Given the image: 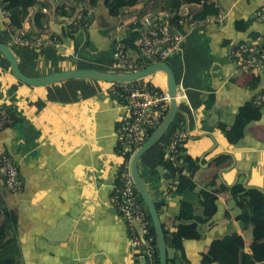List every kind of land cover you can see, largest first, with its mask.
<instances>
[{
    "label": "crops",
    "instance_id": "obj_1",
    "mask_svg": "<svg viewBox=\"0 0 264 264\" xmlns=\"http://www.w3.org/2000/svg\"><path fill=\"white\" fill-rule=\"evenodd\" d=\"M41 1L54 11L60 5L68 11L78 5L75 0ZM172 1L177 0H140L118 18L88 7L94 19L77 33L76 39L62 34L70 20L56 11L50 16L45 8L47 34L33 33L27 20L23 30L31 45H15L12 35L16 32H7L4 27L0 29V42L13 49L21 71L29 77L80 69L114 72L108 58L115 54L113 42L121 40L118 33L111 37V30L132 25L134 22H130L141 13L178 12L180 9L171 12ZM214 1L221 14L190 29L182 54L168 63L179 93L180 111L174 124L186 129L188 138L183 148L198 160L200 169L194 178L198 190H209L216 181L229 188L241 184L264 192V110L263 118L250 123L236 145L230 144L218 127L221 123L232 127L240 108L264 92V67L247 72L233 56L238 45L247 42L252 34H264V19L259 16L264 12V0ZM40 8L37 6L31 14ZM181 9L194 11L200 6ZM253 19L256 20L249 29L237 28V22ZM2 21L8 26L6 19ZM147 78L145 82L168 90L165 74L157 72ZM212 95L215 103L208 109L207 101ZM5 106L22 118L0 132V157H12L23 181L22 190L15 193L0 179V206L15 217L12 230L19 262L146 264L134 256L130 230L112 204L124 163L118 154L117 129L126 113L112 84L72 79L31 87L15 78L0 53V107ZM170 137L168 132L138 163L169 234L176 230L171 221L182 215V197L176 193L175 180L160 166ZM218 198L219 212L199 227L201 238L184 242L190 264H202L204 260L217 264L208 255L210 245L234 232L243 254L251 252L252 228H244L237 220L241 211L228 192L220 193ZM197 212L202 213V208L197 207ZM167 241L169 259H173L171 239Z\"/></svg>",
    "mask_w": 264,
    "mask_h": 264
},
{
    "label": "trees",
    "instance_id": "obj_2",
    "mask_svg": "<svg viewBox=\"0 0 264 264\" xmlns=\"http://www.w3.org/2000/svg\"><path fill=\"white\" fill-rule=\"evenodd\" d=\"M77 6H73L70 11L66 10L65 5L57 6L56 12L66 20H70L67 29H64L63 35L67 39H76L77 33L85 28L87 24L92 23L94 15L89 14L88 7L105 10L111 18H118L126 9L136 6L140 0H75ZM87 4V7L85 6ZM37 6L39 10L31 14V11ZM182 6H200V10H190L196 20L204 21L209 17H218L222 10L214 0H177L172 1L170 5L171 12L181 9ZM47 8L52 16L55 13L53 7H48L41 0H2L0 9L9 15V24L5 26L0 16V29L6 28L7 32L13 34L17 30H22L24 23L29 20L31 30L36 34H47L46 15L43 9ZM50 10H52L50 12ZM264 15V12H262ZM90 17V18H89ZM254 20L237 22V28L240 30L249 29ZM139 24L130 25L125 45L131 46L135 50L134 41L138 37L135 32ZM10 32V33H12ZM55 35V34H54ZM53 35V37H54ZM262 34L256 32L251 35L247 43L257 40ZM254 86V85H253ZM215 103V96L212 95L207 101V108L211 109ZM14 123L20 122L21 117L10 107H2ZM263 107H258L254 100L243 105L232 127L226 124H218L219 129L225 133L230 144H238L245 136L247 126L263 118ZM13 123V124H14ZM12 124V125H13ZM177 124H175L176 126ZM176 162L167 158L166 151L161 154L160 166L172 176L176 183V193L182 197V215L171 221V225L176 228L175 232L168 233L165 230L167 239H171V248L175 251L174 258L169 259L171 264H190L184 247L187 240H199L201 238L199 227L208 224L219 212L218 195L228 192L241 213L237 220L244 228H252L253 243L250 254H243V249L239 243V236L236 232L226 235L224 238L216 239L210 245L208 255L213 263L217 264H264V192L256 188H245L237 184L231 188L218 185L215 181L209 190H198L195 183V175L200 167L198 160L191 158L183 146L178 149ZM179 163L180 167L176 164ZM120 179H118L119 181ZM139 200L143 202L139 195ZM144 203V202H143ZM158 211L159 205H156ZM202 208V214L197 215L196 208ZM2 217L4 220L2 221ZM151 220V217L149 215ZM14 215L8 209L0 206V264H21L18 260L19 251L17 248L16 237L13 233ZM152 221V220H151ZM165 229L166 224H163ZM155 235V230L153 228ZM156 238V237H155ZM158 263L160 264L159 253ZM202 264H212L204 260Z\"/></svg>",
    "mask_w": 264,
    "mask_h": 264
},
{
    "label": "built area",
    "instance_id": "obj_3",
    "mask_svg": "<svg viewBox=\"0 0 264 264\" xmlns=\"http://www.w3.org/2000/svg\"><path fill=\"white\" fill-rule=\"evenodd\" d=\"M44 11V10H43ZM2 18L9 23V15L0 9ZM264 19V15L259 13ZM135 32V50L122 44L114 54L117 67L123 73L135 72L157 63H166L179 57L189 37L190 29L196 28L200 21L189 9L178 12L148 13L141 20ZM186 29V31H185ZM16 45H31L27 33L17 30L13 35ZM235 61L247 72H254L264 67V34L251 43H241L234 52ZM118 71V70H117ZM120 72V71H118ZM112 91L118 95L125 108V116L117 129L118 154L124 159L119 172V183L112 195V204L130 230V240L134 256L144 259L146 264L158 263V248L153 232V224L134 183L131 162L135 153L154 133L166 117L170 107L168 90H162L142 80L112 84ZM254 103L264 106V92L259 94ZM14 123L8 113L0 107V132ZM171 142L165 149L167 158L176 162V154L188 138L186 129L173 124L169 130ZM180 167V164H176ZM0 179L4 180L12 192H20L23 181L19 167L11 156L0 157ZM175 183L177 181L175 180Z\"/></svg>",
    "mask_w": 264,
    "mask_h": 264
},
{
    "label": "water",
    "instance_id": "obj_4",
    "mask_svg": "<svg viewBox=\"0 0 264 264\" xmlns=\"http://www.w3.org/2000/svg\"><path fill=\"white\" fill-rule=\"evenodd\" d=\"M0 53L10 64L11 71L15 78L18 81L31 87H43L72 79H88L110 84H119L142 80L149 76H152L157 72L165 74V76L167 77L168 93L171 98L169 111L160 126L135 153L131 162V170L137 191L142 197L143 202L152 220L153 228L155 230L156 244L159 252L160 264H169L168 241L165 229L163 227L160 213L156 207V204L153 201V198L139 173L138 163L141 157L150 148L156 145L169 132L171 126L175 122L176 116L180 111L177 81L171 67L166 63H157L149 65L144 69L130 73L105 72L96 69H80L33 78L26 76L21 71L19 59L13 49L8 44L0 42Z\"/></svg>",
    "mask_w": 264,
    "mask_h": 264
},
{
    "label": "rangeland",
    "instance_id": "obj_5",
    "mask_svg": "<svg viewBox=\"0 0 264 264\" xmlns=\"http://www.w3.org/2000/svg\"><path fill=\"white\" fill-rule=\"evenodd\" d=\"M125 11H123L122 12V14L124 13ZM144 14H139L138 15V18L136 19V20H139L142 16H143ZM90 18V17H89ZM136 20H133V21H131L130 23H135V21ZM133 23V24H134ZM124 25V24H123ZM130 25L131 24H128V25H124L123 26V28H121V29H119V30H116V28H113L111 31H112V33H111V37L113 36V34H114V36L116 37L117 36V33H118V36H119V39L121 40L120 42L118 41V42H116V43H114L113 42V46H112V52H116V49L118 48V47H120L123 43H124V40L127 38V35H128V32H129V30H130ZM12 37H13V35H12ZM124 37V39L122 40V38ZM113 40V39H112ZM16 45V44H15ZM18 46V45H17ZM90 52H91V50H89ZM109 59V61L110 62H112L111 64H112V66H113V68L115 69V71L114 72H118V71H124V70H120L118 67H117V64H116V61H115V57H114V54L112 55L111 54V57H109L108 58ZM168 63H170V61H168ZM118 70V71H117ZM150 77V76H149ZM149 77L147 78V79H149ZM177 125H179V123L177 124ZM197 214L198 215H201L202 213H200V212H197Z\"/></svg>",
    "mask_w": 264,
    "mask_h": 264
}]
</instances>
